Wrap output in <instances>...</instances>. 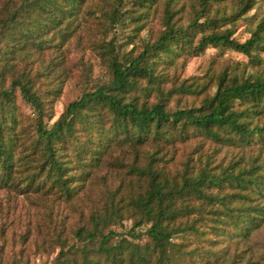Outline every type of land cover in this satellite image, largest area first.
Wrapping results in <instances>:
<instances>
[{"label":"trees","instance_id":"1","mask_svg":"<svg viewBox=\"0 0 264 264\" xmlns=\"http://www.w3.org/2000/svg\"><path fill=\"white\" fill-rule=\"evenodd\" d=\"M260 2L0 0V190L67 209L1 222L0 264L264 262ZM210 47L247 61L185 75Z\"/></svg>","mask_w":264,"mask_h":264},{"label":"rangeland","instance_id":"2","mask_svg":"<svg viewBox=\"0 0 264 264\" xmlns=\"http://www.w3.org/2000/svg\"><path fill=\"white\" fill-rule=\"evenodd\" d=\"M254 13L256 18L259 19L264 14V0L258 5L257 9H253L250 14ZM248 23H243L242 21L237 22L234 25H231L232 28V35L239 40H244L250 33L246 29V25ZM261 58L264 60V52L261 54ZM209 56H217V57H224L230 58L233 60H241L242 63L247 61V57L241 53L232 51V50H220L215 47L208 48L202 56L195 57L191 59L186 67L185 75H198L200 73L201 68L206 64V58ZM264 64V61H263ZM69 97V91L66 88L63 97L57 103L55 111L56 115H58L63 108V102L67 100ZM23 108L30 112V109L24 103L22 104ZM51 209L53 211L52 217L54 219H59L61 216V212L59 210H63L64 212L67 211L64 202H58L54 199H47V198H39L38 195L32 196H24L20 194H16L13 191L8 190H0V218L1 222H6L8 225V229H6V237L8 242L10 241V237H15L16 233L19 232L24 228V224L27 221L34 220L38 218L39 213L43 212L44 210ZM59 209V210H58ZM6 214V216H5ZM70 217V216H67ZM66 217V218H67ZM65 223H70L75 219V216L70 217V220L66 221ZM130 225L129 221L125 222L124 227H128ZM124 229V228H123ZM5 235V234H4ZM33 236V234H31ZM1 238V237H0ZM254 242H259L261 245H256L255 248L258 253H261L264 250V226L258 229L253 238ZM28 251V247H27ZM31 256V264H39V259H35ZM52 256L49 258L46 264H50V260ZM261 264H264L262 262Z\"/></svg>","mask_w":264,"mask_h":264}]
</instances>
